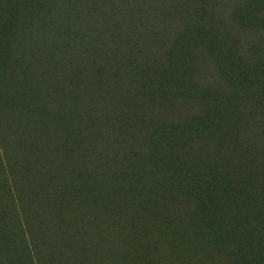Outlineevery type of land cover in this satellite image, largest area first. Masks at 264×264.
Segmentation results:
<instances>
[{
  "label": "trees",
  "instance_id": "1",
  "mask_svg": "<svg viewBox=\"0 0 264 264\" xmlns=\"http://www.w3.org/2000/svg\"><path fill=\"white\" fill-rule=\"evenodd\" d=\"M0 264H264V0H0Z\"/></svg>",
  "mask_w": 264,
  "mask_h": 264
}]
</instances>
